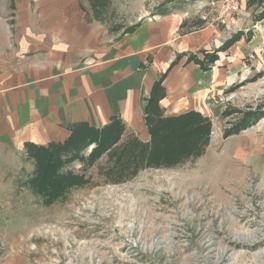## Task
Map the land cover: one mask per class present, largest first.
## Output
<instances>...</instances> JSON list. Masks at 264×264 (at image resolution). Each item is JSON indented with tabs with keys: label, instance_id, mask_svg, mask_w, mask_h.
<instances>
[{
	"label": "rangeland",
	"instance_id": "374dc122",
	"mask_svg": "<svg viewBox=\"0 0 264 264\" xmlns=\"http://www.w3.org/2000/svg\"><path fill=\"white\" fill-rule=\"evenodd\" d=\"M12 2L0 0V14L12 16ZM80 2L87 22L111 38L153 20L160 10L183 19L178 35L214 30L195 52L216 51L239 37L233 55L218 51L225 55V83L208 87L198 108L209 119V143L199 157L141 163L136 175L118 180L107 173L116 158L105 152L91 162L88 146L80 153L83 161L61 170L84 182L53 201L28 184L35 161L12 153L0 162V264H264L263 1L239 0L232 15L216 0ZM203 20V28L192 27ZM238 126L243 129L224 137ZM132 136L144 144L150 140L149 132L141 141L125 130L119 143ZM174 141L163 135L160 149L181 147Z\"/></svg>",
	"mask_w": 264,
	"mask_h": 264
},
{
	"label": "crops",
	"instance_id": "0c3cea01",
	"mask_svg": "<svg viewBox=\"0 0 264 264\" xmlns=\"http://www.w3.org/2000/svg\"><path fill=\"white\" fill-rule=\"evenodd\" d=\"M11 5L12 16L0 14V162L14 152L25 154V144L64 142L73 125L100 129L114 117L143 141L144 108L163 75L159 107L165 117L203 115L198 108L206 89L225 83L220 67L225 55L213 49L195 52L214 30L178 35L183 19L174 12L111 38L87 22L80 0H14ZM233 45L223 52L233 55ZM213 55L218 59L208 65Z\"/></svg>",
	"mask_w": 264,
	"mask_h": 264
},
{
	"label": "trees",
	"instance_id": "16d2710c",
	"mask_svg": "<svg viewBox=\"0 0 264 264\" xmlns=\"http://www.w3.org/2000/svg\"><path fill=\"white\" fill-rule=\"evenodd\" d=\"M262 1L264 0H259L260 3ZM171 13V11L160 10L157 15H169ZM181 24V29L185 28L187 26L186 20ZM205 24V20L197 21L193 23L192 27L197 30L203 28ZM136 27H129L125 33H132ZM238 39L239 37L234 35L218 51L227 49ZM217 59L216 55L210 56L208 58V65L213 64ZM162 77L164 75L153 85L146 107L144 108V122L150 134L149 143H140L133 136L119 143L125 128L118 117L112 118L108 124L100 129L85 123L73 125V127L69 128L71 131L70 136L64 142L59 144L49 143L44 146L33 145L31 143L24 145L27 159L35 161L32 171L33 176L28 183L30 188L32 187L41 193L45 201H53L60 199L69 188L84 182L80 176L70 174L69 172L63 173L61 170L66 164L72 163L74 160L83 161L84 159L80 156V153L86 150L88 146H93L87 156V159L91 162L98 160L105 152H107L109 159L116 158L112 166L115 169H109L107 172L109 178L112 180H118L125 175L133 177V175L138 173L135 168L141 163L158 164L162 161H167L169 164H174L178 159H183V157H199L209 143L211 130L209 119L195 111H190L176 117L163 116L162 110L159 107V102L164 95V88L161 83ZM261 115L259 114L258 117ZM256 119L257 117L253 121ZM246 123L248 122L246 121ZM240 127L238 126L234 131H226L224 137L231 136L243 129ZM165 130L167 133L163 135L175 137L176 141L174 142L178 145L181 144V147H178L176 150L160 149L163 135L162 137H157V135ZM131 167L133 168L131 169ZM130 169L131 171H129ZM124 171L126 172L125 174Z\"/></svg>",
	"mask_w": 264,
	"mask_h": 264
},
{
	"label": "built area",
	"instance_id": "2783aa9c",
	"mask_svg": "<svg viewBox=\"0 0 264 264\" xmlns=\"http://www.w3.org/2000/svg\"><path fill=\"white\" fill-rule=\"evenodd\" d=\"M216 2L221 4L220 8H222L223 13L232 15L233 13L239 11V0H216ZM220 18L221 17L217 19L220 20ZM220 22L224 23L225 20L221 19Z\"/></svg>",
	"mask_w": 264,
	"mask_h": 264
}]
</instances>
